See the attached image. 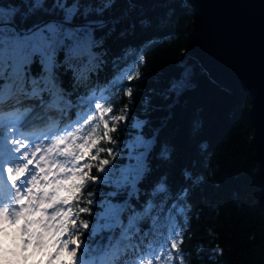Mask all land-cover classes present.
<instances>
[{"label":"snow or ice","instance_id":"1","mask_svg":"<svg viewBox=\"0 0 264 264\" xmlns=\"http://www.w3.org/2000/svg\"><path fill=\"white\" fill-rule=\"evenodd\" d=\"M114 5L115 0H0V143L16 156L15 163L3 166L0 264H85L77 250L87 253L97 236L103 241L105 232L110 258L101 264H172L171 251L142 258L145 238L166 226L175 230L187 211L184 204L159 198L168 189L167 173L150 191L141 189L152 171L148 155L154 140L147 141L148 151L142 156L115 165L112 162L121 150L105 145L115 143L111 134L123 122L122 115L112 116L110 125L106 114L111 109L96 103L99 123L93 124L94 115L77 118L91 106L96 95L92 76L107 63L106 41L122 20L106 15ZM139 23L149 25L147 19ZM125 35L126 29H121L119 36ZM134 55L137 49L128 47L113 64ZM34 63L41 69L38 73L31 71ZM130 68L129 64L124 71ZM69 74L72 90L62 78ZM122 76L110 83H119ZM187 76L188 72L182 74L168 91L177 87L183 91ZM73 110H78L75 120L71 119ZM37 122L63 131L55 135L57 139L52 136L30 146L24 130ZM198 129L199 122L194 121L192 132ZM160 155L171 159L168 145ZM90 184H103L109 190L99 193L103 199L97 201L94 193L85 195ZM186 195L187 189L180 199ZM94 205L99 209L95 213ZM86 233L88 241L83 239ZM178 245L174 239L170 249L178 250ZM97 247L99 243L92 250Z\"/></svg>","mask_w":264,"mask_h":264},{"label":"trees","instance_id":"2","mask_svg":"<svg viewBox=\"0 0 264 264\" xmlns=\"http://www.w3.org/2000/svg\"><path fill=\"white\" fill-rule=\"evenodd\" d=\"M106 15L122 20L106 41L107 63L92 76L96 95L91 106L77 118L94 115L97 119L93 124L99 123L101 112L95 109L96 103L111 109L106 114L110 125L112 116L122 115L123 122L111 134L115 143L105 145L120 148L121 156L112 162L115 165L142 156L148 151L147 141L154 140L148 155L152 171L141 189L150 191L167 173L168 189L159 198H168L169 203L175 200L187 210L178 228L170 231L166 226L145 238L142 258L171 251L172 264H264V205L254 174L257 160L248 91L223 88L200 59L189 54L193 13L185 0H115ZM141 19H147L149 25H141ZM121 29H126L124 37L119 36ZM128 47L137 49V55L114 66L113 60L123 56ZM129 64L131 68L124 71ZM40 70L37 63L31 66L33 73ZM59 71L63 73V69ZM185 72L187 86L183 91L177 87L179 95L169 92ZM120 73V82L111 84ZM69 77L62 78L65 87L72 90ZM77 111L73 110L72 120ZM194 121L199 122L195 133ZM164 145L172 151L170 160L160 155ZM185 189L187 195L180 199ZM108 190L103 184H90L85 195L94 193L98 201L103 199L99 193ZM97 211L94 205L93 213ZM91 219L94 222V216ZM143 227L147 229V223ZM108 235L103 234L102 242L97 236L89 251L78 249L77 256H83L85 264L109 259ZM83 239L88 241L87 233ZM174 239L179 241L178 250L170 249Z\"/></svg>","mask_w":264,"mask_h":264},{"label":"water","instance_id":"3","mask_svg":"<svg viewBox=\"0 0 264 264\" xmlns=\"http://www.w3.org/2000/svg\"><path fill=\"white\" fill-rule=\"evenodd\" d=\"M191 7L189 54L229 91L246 89L264 205V0H185Z\"/></svg>","mask_w":264,"mask_h":264},{"label":"rangeland","instance_id":"4","mask_svg":"<svg viewBox=\"0 0 264 264\" xmlns=\"http://www.w3.org/2000/svg\"><path fill=\"white\" fill-rule=\"evenodd\" d=\"M60 127L63 128L64 126L62 127L60 125ZM62 131H63V129H57L55 131H52V133H51V135L53 134L52 135L53 136L52 139L54 140V139L59 138L58 136H55V135H57L58 132H62ZM27 132H28V130L25 129L24 130V135L29 136L28 138L30 140V146H31V144H38V143H40V140L39 139L33 137L32 134H29ZM0 153L3 155L4 160H5L6 163H15L16 162V156L12 155L10 149L8 148V146L6 144L0 143ZM0 175H2V172H0ZM3 192H4V186H3V184L0 183V194H2Z\"/></svg>","mask_w":264,"mask_h":264},{"label":"bare ground","instance_id":"5","mask_svg":"<svg viewBox=\"0 0 264 264\" xmlns=\"http://www.w3.org/2000/svg\"><path fill=\"white\" fill-rule=\"evenodd\" d=\"M45 138H48V136H47V137H45ZM45 138L41 137V138H39V139H42V140H43V139H45Z\"/></svg>","mask_w":264,"mask_h":264}]
</instances>
